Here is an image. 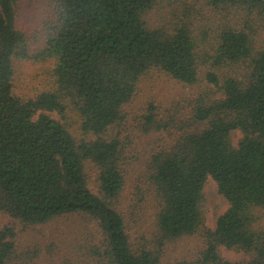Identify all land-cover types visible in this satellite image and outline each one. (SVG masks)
Wrapping results in <instances>:
<instances>
[{
  "label": "trees",
  "instance_id": "trees-1",
  "mask_svg": "<svg viewBox=\"0 0 264 264\" xmlns=\"http://www.w3.org/2000/svg\"><path fill=\"white\" fill-rule=\"evenodd\" d=\"M158 1L49 0L34 46L18 0H0V211L23 225L87 216L97 264H232L220 246L264 264V0H193L154 24ZM20 60L49 61L50 83L17 93ZM152 71L204 87L164 104L141 94ZM208 178L228 203L213 228ZM193 235L196 255L174 252ZM15 252L1 227L0 264Z\"/></svg>",
  "mask_w": 264,
  "mask_h": 264
},
{
  "label": "rangeland",
  "instance_id": "rangeland-1",
  "mask_svg": "<svg viewBox=\"0 0 264 264\" xmlns=\"http://www.w3.org/2000/svg\"><path fill=\"white\" fill-rule=\"evenodd\" d=\"M193 0H159L154 10L148 14L149 21L154 24L169 22L171 11ZM198 3V1H196ZM19 26L30 34L33 45L40 46L43 41L36 31L43 17L50 12L49 0H18ZM51 67L49 61L20 60L16 65L15 91L23 96L33 95L38 90L50 83L48 70ZM204 83V79H202ZM211 86V85H210ZM142 96L155 95L160 101L169 102L180 99L203 88L199 82L193 86H186L181 82L166 77L158 71L152 73L142 81ZM215 90V87H213ZM216 95H220L218 92ZM138 103V101H136ZM167 104V103H164ZM68 119L74 129L78 126V117L73 110H68ZM236 132L234 141L240 137ZM146 138H143L145 140ZM147 142V141H146ZM89 186L97 190L96 169L93 165H87ZM133 183L132 179L127 184ZM126 196H130V189H126ZM204 224L213 228L218 215L225 211L227 201L217 191L212 178H208L203 189ZM138 213L141 215V211ZM10 226L14 231L16 245L15 259L12 264H97L100 259L95 249L101 248L102 235L96 223L81 214L64 215L56 217L46 223L38 225H23L17 220L11 219L0 211V228ZM181 242L175 253L181 249L185 253H196L200 250L203 239L197 235L180 239ZM186 246V247H182ZM221 255L232 264H245L248 256L240 249L219 247Z\"/></svg>",
  "mask_w": 264,
  "mask_h": 264
}]
</instances>
